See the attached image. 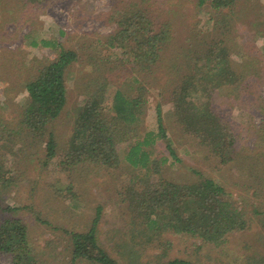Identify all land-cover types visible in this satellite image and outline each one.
I'll return each instance as SVG.
<instances>
[{
    "label": "rangeland",
    "instance_id": "1",
    "mask_svg": "<svg viewBox=\"0 0 264 264\" xmlns=\"http://www.w3.org/2000/svg\"><path fill=\"white\" fill-rule=\"evenodd\" d=\"M198 2L0 0V120L5 126H13L19 119L27 100L26 84L41 64L57 58L58 45L80 52L81 58L66 70V104L62 115L50 126L58 141L54 158L43 165L45 145L36 146L38 152L33 150L26 162L22 163L25 161L22 155L17 159L20 162L17 170L25 171V177L12 189L0 186V224L20 219L28 227L31 255L38 257L42 264H70L69 235L64 231H88L97 208L101 214L97 227L99 242L120 264L123 261L111 253L112 247L125 238V233L133 229L135 234L139 233L133 209L128 208L133 201V189L140 185L130 187L131 167L123 161L117 168L91 162L71 167L64 164V144L73 127L72 113L91 93L88 83L96 81L93 92L108 79L109 89L105 90V100L99 105V110L104 112L118 79L115 76L111 82L104 73L105 68L111 69L107 61L102 66H93L90 61L84 62V58L90 59L93 55L90 46L97 47L99 40L119 28L120 17L125 11L135 10L133 5L146 6L153 21H167L172 27V40L163 51L155 77L144 79L147 109L135 125L140 135L156 132V107L159 106L166 134L177 156V161L172 159L160 139L148 148L155 151L156 158L168 159L157 178L151 179L150 187L160 188L162 181L195 184L202 176L215 179L224 185L226 199L243 214L247 223L243 230L228 233L220 246L203 245L199 239L180 235H165L161 240L146 242V234L142 232L143 236H135L137 242L146 247L144 254L158 255L163 261L178 258L196 264H244L255 257L256 262L260 260L264 264V0H236L234 8L220 10L210 7V1L203 5ZM223 14L228 17L223 19ZM221 21L230 25L227 29L233 34L232 42L240 46L228 58V66L240 75V64L247 62L245 71L250 75L249 80L241 81L242 75L238 84H227L212 94V111L234 133L235 144L227 162H221L219 156L211 153L208 143H200L178 126L171 93L180 74L186 70L185 58H190L191 64L195 61L190 52L200 47L205 50L215 37H221H218ZM95 53L103 55L106 51L99 48ZM109 59L119 66L122 58ZM129 81L127 78L126 83L130 84ZM4 160L8 166L16 161L11 153ZM6 206L20 209L5 212ZM9 260V255L0 254V264H11Z\"/></svg>",
    "mask_w": 264,
    "mask_h": 264
},
{
    "label": "trees",
    "instance_id": "2",
    "mask_svg": "<svg viewBox=\"0 0 264 264\" xmlns=\"http://www.w3.org/2000/svg\"><path fill=\"white\" fill-rule=\"evenodd\" d=\"M207 1H210V7L219 10L234 8L236 4V0H199L198 4L203 5ZM132 7L135 10L123 13L118 21L119 28L113 34L99 40L101 42L97 47H89L93 49L90 59L84 58V62L90 61L93 66H102L107 61L111 69L105 68L104 73L111 82L115 76L118 79L104 112L99 110V105L105 100V90L109 89L108 79L98 84L93 92L96 81L88 83L91 93L72 113L73 127L64 144V164L71 167L91 162L117 168L123 161L133 169L130 187L136 183L140 185L136 190L132 188L133 201L128 208L133 209L139 233L135 234L134 229L127 235L125 233V238L120 239L111 250L123 264H196L178 258L163 261L158 255H146V247L140 245L135 236L142 235V232L146 234V242H153L163 239L165 235H180L199 239L203 245L211 243L220 246L228 233L243 230L247 223L243 214L226 199L224 185L221 186L215 179L202 176L195 184L162 181L160 188L150 187L151 179L154 181L157 178L159 169L168 159L156 158L155 151L153 153L148 148L160 139L170 157L177 161V156L166 134L159 106L156 107V132L140 135L135 125L147 109L144 79L155 77L163 51L172 40V27L167 21H153L146 6ZM226 17L228 14L222 15L223 19ZM228 27L227 22L221 21L218 33V37H221H215L205 50L200 47L190 52L195 61L191 64V59L185 58L186 70L180 74L171 92L178 126L200 143H208L210 152L219 156L221 162L230 159L235 138L229 124L212 111V94L227 84H238L242 75L241 81H246L250 76L245 71L247 62L240 64V75L234 74L228 66V58H232L240 47L232 42L233 34ZM57 47V58L41 64L26 84L27 100L17 122L9 127L0 120V186L6 189H12L25 177V171L17 170L19 155L23 156L24 163L32 156L33 150L38 152L36 146L45 145L43 165H47L56 154L58 141L50 126L64 111L66 70L72 62L81 59L80 52L65 50L60 45ZM99 48H105L106 53H95ZM109 58L122 59L118 66ZM122 72L128 75L122 76ZM127 78L130 84L126 83ZM119 80L123 81L120 83ZM119 149L124 151L123 154H119ZM10 153L16 161L8 166L4 158ZM19 209L6 206L3 211L15 212ZM100 216V209L97 208L86 232L64 231L69 235L70 264H120L99 242L97 227ZM142 243L145 245L144 241ZM32 253L28 227L20 219L5 220L0 224V254L9 255L11 264H42ZM256 260L255 257L249 258L244 264H260V260Z\"/></svg>",
    "mask_w": 264,
    "mask_h": 264
}]
</instances>
